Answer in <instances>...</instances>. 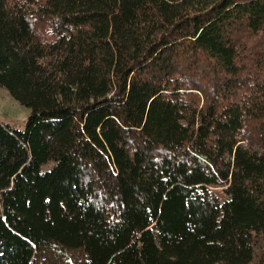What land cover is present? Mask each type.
Masks as SVG:
<instances>
[{"label": "trees", "instance_id": "16d2710c", "mask_svg": "<svg viewBox=\"0 0 264 264\" xmlns=\"http://www.w3.org/2000/svg\"><path fill=\"white\" fill-rule=\"evenodd\" d=\"M0 85V264H264V0H0Z\"/></svg>", "mask_w": 264, "mask_h": 264}, {"label": "rangeland", "instance_id": "374dc122", "mask_svg": "<svg viewBox=\"0 0 264 264\" xmlns=\"http://www.w3.org/2000/svg\"><path fill=\"white\" fill-rule=\"evenodd\" d=\"M29 115V108L19 103L6 88L0 85V122L17 129H24ZM220 197H223L221 187H211ZM87 255L82 249L66 250V259L60 264H82ZM37 264H41L37 261Z\"/></svg>", "mask_w": 264, "mask_h": 264}]
</instances>
